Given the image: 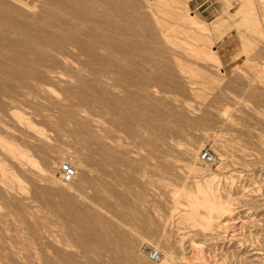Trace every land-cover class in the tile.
Wrapping results in <instances>:
<instances>
[{"label":"rangeland","instance_id":"rangeland-1","mask_svg":"<svg viewBox=\"0 0 264 264\" xmlns=\"http://www.w3.org/2000/svg\"><path fill=\"white\" fill-rule=\"evenodd\" d=\"M3 1L8 0H0V15L9 9ZM47 1L16 0L20 19L28 23L40 15L46 31L11 33L0 21V53L9 58L0 57V136L27 149L38 163L23 165L0 145L7 170L0 173V264H159L143 247L161 251L166 241L174 264H264V1H250L258 34L238 26L214 43L221 73L154 37L149 0L128 4L132 20H139L125 38L112 39L119 49L105 57L107 65L68 67L59 61L57 41L48 39L53 18L44 8ZM182 1L209 24L220 16L233 23L241 4ZM179 21L175 42L194 38L207 45L199 30L185 18ZM92 133L105 147L85 145ZM204 149L212 151L214 162L195 161ZM64 162L77 166L70 187L61 181ZM196 162L203 172L191 168ZM206 165L231 208L209 229L182 216L197 182L210 175ZM126 238L134 241L131 257Z\"/></svg>","mask_w":264,"mask_h":264},{"label":"bare ground","instance_id":"bare-ground-1","mask_svg":"<svg viewBox=\"0 0 264 264\" xmlns=\"http://www.w3.org/2000/svg\"><path fill=\"white\" fill-rule=\"evenodd\" d=\"M47 1V0H46ZM131 0H48L46 2V6L48 7L49 16L53 18L51 22H46L47 26L51 28V32H47L49 41L55 42L57 41V54L59 61L64 64L68 65V67H78L76 69H79V67H84L87 69L91 67H96L104 65L106 62L104 61L105 57L107 58L108 55H111L112 52L117 51L119 49V45H113L114 38L121 39L124 36H126L129 31V26H135V21L132 20L131 12H127V6L130 4ZM232 1V0H230ZM251 0H241V4L237 12L234 14L235 20L233 23H228L224 17H218L212 24H209L207 21H204L196 14H192L188 12V9L182 0H149L146 3V7L150 8L149 11V17L152 21V31L154 37H159L163 41H167L169 44L170 42L183 48V51H185L184 55H192L201 58V60L210 62L215 65L217 68V71L221 73V60L219 58V55L214 49L215 42L223 37V35L226 33V31L229 28H235L238 26H245L248 28V30H252L254 33L257 32L258 34V20L256 19L255 12H253L252 7L250 5ZM264 1V0H263ZM25 2V1H24ZM133 2V1H132ZM228 2V1H227ZM4 5H6L9 9L7 12H4L5 14L0 15V21H4L7 25V30L11 33H24L26 32L27 28L36 27L37 30L44 29L45 26H42L43 20L39 19L38 16L35 19H32L28 23H24L20 18L23 16L19 12L17 7H19V4H17L16 0H8L1 2ZM23 3V2H22ZM45 3V2H44ZM229 3V2H228ZM135 2L132 3L134 5ZM44 5V4H43ZM136 4L134 7H138ZM155 5L153 8L152 6ZM23 7V6H22ZM20 7V8H22ZM130 7V6H129ZM141 8V7H140ZM24 9V8H23ZM32 9V8H31ZM135 9V8H133ZM137 9V8H136ZM33 10V9H32ZM43 10V9H42ZM46 10V9H45ZM139 10V9H138ZM29 11V10H28ZM141 11V10H140ZM182 11H185L182 13ZM228 10H226L227 12ZM255 11V10H254ZM21 12H25V10H22ZM33 12V11H32ZM44 12V11H43ZM47 14V13H45ZM224 14V13H223ZM226 14V13H225ZM136 15V14H135ZM46 16V15H45ZM44 16V17H45ZM48 16V15H47ZM46 16V17H47ZM134 16V15H133ZM27 17V16H26ZM36 17V16H35ZM49 17V18H50ZM132 17V18H131ZM137 17V16H136ZM46 18V19H49ZM168 18L173 19V21H169ZM185 18V22L191 24L193 27H195L197 30H199L207 39V45L199 44L196 39L193 38L191 41L181 40L180 41H174L173 33L174 32H182V27L180 23V19ZM17 19V20H16ZM23 19V18H22ZM139 20V19H138ZM144 20V19H143ZM18 21V22H17ZM48 21V20H47ZM133 21V22H132ZM135 23V24H134ZM150 23V22H149ZM41 25V26H40ZM138 25V24H137ZM1 26V25H0ZM5 27V26H3ZM48 28V27H47ZM180 31H179V29ZM34 29V30H36ZM132 31L133 28L131 27ZM39 30V32H40ZM46 31V28L44 29ZM261 30V29H259ZM4 31V30H2ZM43 31V30H42ZM37 32V33H39ZM180 32V33H181ZM59 33V39L56 40V34ZM132 33V32H131ZM139 33V32H138ZM142 33V32H141ZM140 33V35H141ZM7 34V33H6ZM35 34V33H34ZM144 34V33H143ZM8 35V34H7ZM33 35V34H32ZM129 35V34H128ZM133 35V34H132ZM130 34V36H132ZM145 35V34H144ZM177 35V34H175ZM174 35V37H175ZM135 36V35H134ZM139 36V35H137ZM29 37V36H28ZM245 37V36H244ZM125 38V37H124ZM128 38V37H127ZM131 37L130 39H132ZM191 38V37H190ZM6 39V38H5ZM156 39V38H155ZM180 40V38H178ZM182 39V38H181ZM29 40V39H28ZM36 38L34 37L30 42L35 43L34 41ZM150 40V39H149ZM252 40V39H251ZM116 41V40H114ZM120 41V40H119ZM122 41V40H121ZM127 42L129 40H126ZM132 41V40H131ZM51 42V43H52ZM152 42V39H151ZM158 43V41H155ZM161 42V41H160ZM254 42V41H253ZM252 42V43H253ZM115 43V42H114ZM119 43V42H118ZM215 43V44H214ZM243 43V42H242ZM27 44V43H26ZM126 44V43H125ZM133 44V43H131ZM165 44V43H164ZM244 44V43H243ZM28 45V44H27ZM172 45V44H171ZM247 46L250 44L247 43ZM33 46V44H32ZM40 49L43 50L42 45H37ZM51 46V45H50ZM27 47V46H26ZM131 47V45H130ZM243 47H245L243 45ZM247 48V47H246ZM10 49V48H9ZM135 49V48H134ZM140 49V48H138ZM49 50V49H48ZM3 50H0V52ZM14 51V50H13ZM121 51V50H119ZM118 51V52H119ZM137 51V50H136ZM177 51V50H176ZM182 51V50H181ZM250 51V50H249ZM132 52V51H131ZM130 52V53H131ZM135 52V51H134ZM138 52H140L138 50ZM178 52H180L178 50ZM5 53V52H4ZM3 52L0 53V57L4 58L7 57ZM9 53V52H8ZM16 53V52H15ZM14 53V54H15ZM110 53V54H109ZM122 53V52H121ZM127 53V52H126ZM137 53V52H136ZM184 53V52H182ZM187 53V54H186ZM243 53V52H242ZM14 54H10V57H12ZM116 54V53H115ZM132 54V53H131ZM181 54V53H180ZM177 54V55H180ZM120 55V52H119ZM122 55V54H121ZM120 55V56H121ZM138 55V53H137ZM142 55V54H141ZM232 55V54H231ZM241 55V53H240ZM115 56V55H114ZM131 56V55H130ZM175 56V55H174ZM190 56V55H189ZM237 56V55H236ZM109 57V56H108ZM124 57V56H123ZM122 57L121 60H124ZM133 57V56H132ZM179 57V56H178ZM196 57H193L194 59ZM235 57V56H233ZM249 58V56L247 55ZM54 58V57H53ZM113 59V55L111 57ZM120 58V57H119ZM135 58V57H134ZM197 58V59H198ZM7 59H9L7 57ZM109 59V58H108ZM111 59V60H112ZM126 59V55H125ZM243 59V58H242ZM56 60V59H55ZM107 60V59H105ZM115 60V58H114ZM119 60V59H118ZM116 60V62L118 61ZM128 60V59H127ZM132 60V58H131ZM137 60V56L136 59ZM178 61L180 59H177ZM182 60V56H181ZM125 61V60H124ZM5 62V61H4ZM42 60H38L36 65H40ZM115 62V61H114ZM126 62V61H125ZM124 62V63H125ZM132 62V61H131ZM247 62V61H246ZM109 63V62H108ZM106 63V65L108 64ZM110 63H113V61ZM118 63V62H117ZM139 63V62H138ZM148 63V62H146ZM245 63V62H244ZM8 64V63H6ZM30 64V63H29ZM96 64V65H95ZM100 64V65H99ZM184 64V63H183ZM3 65V64H2ZM31 65V64H30ZM95 65V66H94ZM132 67L134 64H131ZM148 65V64H147ZM179 65V63H178ZM223 65V64H222ZM110 65H108L109 67ZM117 66V65H116ZM126 66V65H125ZM136 66V65H135ZM145 66V65H144ZM6 67V66H5ZM9 67V66H8ZM122 67V66H121ZM131 67V66H130ZM131 67V68H132ZM138 67V66H137ZM136 67V68H137ZM180 67H182L180 65ZM98 68V67H97ZM104 68V66H103ZM101 67V69H103ZM117 68L120 69L118 66ZM135 68V67H133ZM139 68V67H138ZM75 69V68H74ZM105 69V68H104ZM103 69V71H105ZM113 69V68H112ZM123 69V68H122ZM125 69V68H124ZM141 69V68H140ZM183 69V68H182ZM185 69V68H184ZM49 70V69H48ZM81 70V69H80ZM83 70V69H82ZM110 70V69H109ZM108 70V71H109ZM129 70V69H128ZM127 70V71H128ZM133 70V69H132ZM187 71V70H186ZM107 72V70H106ZM181 72V71H180ZM192 72V71H191ZM105 73V72H104ZM111 73V72H110ZM189 73V72H188ZM193 73V72H192ZM113 74V73H112ZM180 74V73H179ZM189 75V74H188ZM192 75V74H191ZM190 75V76H191ZM189 76V77H190ZM192 77V76H191ZM190 77V78H191ZM94 78V77H93ZM189 78V80H190ZM11 80V77H10ZM28 81V80H27ZM42 81V80H41ZM90 82V81H89ZM131 82V81H130ZM135 83V82H134ZM194 82H192L193 84ZM195 84V83H194ZM137 86V85H136ZM191 89V88H190ZM255 89V88H254ZM256 90V89H255ZM259 90V89H258ZM257 90V91H258ZM262 91V90H261ZM264 92V89H263ZM252 93V92H251ZM33 94V93H32ZM256 95V94H255ZM263 95V94H262ZM234 99V98H233ZM260 102V101H259ZM258 102L257 109H260V103ZM218 107V106H217ZM224 107V106H222ZM226 107V106H225ZM229 107V106H228ZM221 108V107H220ZM227 107L222 110V112L225 114L227 113ZM219 110V109H217ZM230 110V109H228ZM152 111V110H151ZM261 111L262 110L261 108ZM259 111V112H261ZM170 113V112H169ZM257 113V111H256ZM146 114V113H144ZM165 114V113H164ZM147 115V114H146ZM229 114L227 113V116ZM264 115V112H263ZM21 116V115H20ZM225 116V115H224ZM142 117V116H141ZM22 119V116L20 117ZM228 118V117H227ZM83 119V118H82ZM148 119V118H147ZM23 120V119H22ZM151 120V119H150ZM133 121V120H132ZM149 121V120H148ZM164 121V120H163ZM157 123V122H156ZM159 123V122H158ZM29 124V123H28ZM153 124V123H152ZM151 124V125H152ZM145 125V124H144ZM247 126V125H246ZM145 128V127H144ZM143 129V128H142ZM152 129V128H151ZM145 130V129H144ZM154 131H156L154 129ZM148 132V131H147ZM157 132V131H156ZM229 132V131H228ZM148 134V133H147ZM145 135V134H144ZM149 135H151L149 133ZM157 135V134H156ZM89 138L88 140L85 139L84 143L86 146L93 147L94 145L99 147H105V144L102 142L103 140L99 135L95 134H88ZM87 136H82L87 138ZM159 137V136H158ZM77 138V137H76ZM82 139V138H81ZM90 139V140H89ZM152 139V138H151ZM137 140V139H136ZM141 140V139H140ZM149 142V141H148ZM81 143V142H80ZM83 143V141H82ZM0 145L1 147L5 148L6 151L11 154L12 156L18 158L21 160L22 164H31L38 166V163L35 161V159L29 155L27 149L21 147L19 144L9 141L5 139L4 137L0 136ZM82 145V144H81ZM95 147V146H94ZM86 149H88L86 147ZM85 149V150H86ZM150 151V150H149ZM194 151V150H192ZM88 152V151H87ZM191 152V151H190ZM263 152V151H262ZM91 153V152H90ZM92 153L95 154V151ZM194 153V152H193ZM195 154V153H194ZM193 155V154H192ZM220 156V155H219ZM200 155L198 156V153H196V160L198 162H204L202 159H200ZM108 160V159H107ZM194 163L191 168H193L195 171L203 172V168L201 165H198ZM73 162H71L72 164ZM210 164V163H209ZM200 166V167H199ZM207 166V165H206ZM212 166V165H211ZM221 166V165H220ZM218 166V168H220ZM77 168V166L75 165ZM205 167V166H204ZM205 170H210V168L205 167ZM204 170V171H205ZM216 170V168H215ZM0 173L2 175L7 174L6 168L3 166V164L0 162ZM205 173V172H204ZM207 173V172H206ZM62 174V173H61ZM201 174V173H200ZM205 175V174H204ZM77 176V173L75 177ZM10 177V176H9ZM74 177V179H75ZM216 178V174L214 173L213 169L210 172V175L204 179L203 182H197V189L195 192V195L189 197V203H188V209H186V212L182 215L184 219L189 221L191 224L199 225L204 229H209L213 225V220L215 218H219L225 211H229L231 208L229 207L228 203H225L222 201L218 188L215 186L213 179ZM16 179V178H15ZM73 179V180H74ZM64 181L61 179L63 185L70 187L72 186V181ZM108 194V193H106ZM110 194V193H109ZM90 202V201H89ZM122 209V208H121ZM202 209L205 210V212H201ZM106 211V210H105ZM123 211V210H122ZM27 212V211H26ZM154 213V212H153ZM156 213V212H155ZM145 214V213H144ZM151 214V213H150ZM105 215V214H104ZM156 215V214H155ZM132 216V215H131ZM148 216V213H147ZM130 217V216H129ZM149 217V216H148ZM151 217V216H150ZM147 218V217H146ZM148 220V219H147ZM151 220V219H150ZM149 220V221H150ZM131 221V220H129ZM110 222V221H109ZM129 223V222H128ZM134 223V222H133ZM151 223V221H150ZM102 224V223H101ZM154 224V223H153ZM238 225V224H237ZM103 227V226H102ZM107 227V226H106ZM127 227V226H126ZM239 227V226H238ZM150 228V227H149ZM235 228V227H234ZM237 228V227H236ZM262 228V227H261ZM135 229V228H134ZM132 230V229H131ZM260 230V229H259ZM51 232V231H50ZM104 232V230H103ZM203 232V231H202ZM106 235V234H105ZM189 235V234H188ZM262 235V234H261ZM193 236V235H192ZM125 237V236H124ZM134 238V237H133ZM126 244L124 249L128 250V255H132L134 245L132 240H129L128 238L125 239ZM124 240V243H125ZM166 241V240H165ZM88 245V244H87ZM120 245V244H119ZM89 246V245H88ZM121 247V246H120ZM134 247V246H133ZM195 248V247H194ZM93 249V248H92ZM118 249V248H116ZM193 249V248H192ZM86 250H89V247H86ZM160 250V249H159ZM205 250V249H204ZM46 251V250H45ZM94 251V250H93ZM194 251V250H193ZM91 252V251H90ZM161 257L160 260L157 261L159 264H174V251L173 247L170 244V242H165L164 248H161ZM113 253V252H112ZM125 253V252H124ZM93 254V252H92ZM95 254V253H94ZM93 254V255H94ZM115 254V253H114ZM119 254V253H116ZM115 254V255H116ZM194 254V253H193ZM197 253H195L196 255ZM90 255V254H88ZM163 255V256H162ZM96 256H98L96 254ZM101 256V255H100ZM197 256L201 257L198 253ZM206 256V255H205ZM117 257L120 258L118 255ZM131 257V256H130ZM191 257V256H190ZM98 258V257H97ZM100 258V257H99ZM127 256L124 258L126 259ZM103 259V258H102ZM195 259V258H194ZM213 259V258H212ZM93 260V259H92ZM95 260V259H94ZM121 260V258H120ZM119 260V261H120ZM197 260V258H196ZM207 260V259H206ZM122 261V260H121ZM213 261V260H212ZM95 263V262H94ZM123 263V262H122ZM48 264V263H47ZM99 264V262H98ZM116 264V263H115ZM204 264H208L205 262ZM210 264V262H209Z\"/></svg>","mask_w":264,"mask_h":264},{"label":"built area","instance_id":"built-area-1","mask_svg":"<svg viewBox=\"0 0 264 264\" xmlns=\"http://www.w3.org/2000/svg\"><path fill=\"white\" fill-rule=\"evenodd\" d=\"M201 159L206 163H212L215 161V156L211 150L204 149L201 154ZM61 173V178L64 181H71L76 175V169L69 162H64L61 166ZM143 251L151 261L157 262L160 260L161 254L156 248H147L146 246H144Z\"/></svg>","mask_w":264,"mask_h":264},{"label":"crops","instance_id":"crops-1","mask_svg":"<svg viewBox=\"0 0 264 264\" xmlns=\"http://www.w3.org/2000/svg\"><path fill=\"white\" fill-rule=\"evenodd\" d=\"M207 2V0L206 1H204V2H202L201 3V5L200 6H202L204 3H206ZM211 7H209V9H210ZM209 9L208 10H204V12H206V13H210L212 10H210V12H209ZM218 18V17H217Z\"/></svg>","mask_w":264,"mask_h":264}]
</instances>
